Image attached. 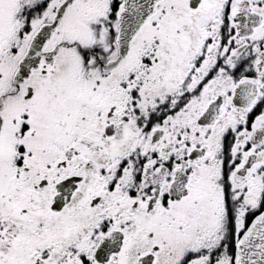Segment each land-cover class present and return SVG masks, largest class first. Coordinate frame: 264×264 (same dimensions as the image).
<instances>
[{"label":"snow or ice","instance_id":"6c2138e0","mask_svg":"<svg viewBox=\"0 0 264 264\" xmlns=\"http://www.w3.org/2000/svg\"><path fill=\"white\" fill-rule=\"evenodd\" d=\"M0 264H264V0H0Z\"/></svg>","mask_w":264,"mask_h":264}]
</instances>
